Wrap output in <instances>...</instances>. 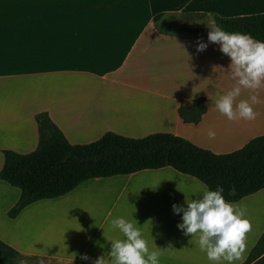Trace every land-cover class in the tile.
<instances>
[{"label": "crops", "instance_id": "1", "mask_svg": "<svg viewBox=\"0 0 264 264\" xmlns=\"http://www.w3.org/2000/svg\"><path fill=\"white\" fill-rule=\"evenodd\" d=\"M209 12L220 18L260 15L264 0H0V170L4 151L36 149L35 116L42 112L75 146L107 132L131 139L172 134L228 154L263 136L259 104L254 120L230 121L216 110V99L234 81L226 70L229 58L207 41V31L169 29L181 15L187 27ZM197 37L208 43L199 54ZM249 92L242 90L237 102ZM199 98L206 113L198 124H184L179 107ZM209 128L215 139L208 138ZM202 185L171 168L90 179L9 219L20 191L0 180V264H91L80 254L94 260L106 252V238H122L110 220L132 214L149 249L159 248L160 264H210L195 241L188 243L190 235L177 229L181 213L171 207L183 204L182 192L190 196ZM252 201L264 205V190L239 203ZM262 233L247 234L237 264Z\"/></svg>", "mask_w": 264, "mask_h": 264}, {"label": "trees", "instance_id": "2", "mask_svg": "<svg viewBox=\"0 0 264 264\" xmlns=\"http://www.w3.org/2000/svg\"><path fill=\"white\" fill-rule=\"evenodd\" d=\"M217 22L227 31L250 33L264 40V14L217 17ZM206 111L204 99L199 98L192 105L179 107L178 115L184 124L196 125ZM35 122L38 144L33 152H3L0 180L20 191L18 201L7 212L9 219L33 203L62 197L90 179L161 168H171L211 189L222 185L225 198L236 202L264 190V135L238 151L214 154L172 134L131 139L107 132L97 142L75 146L47 113L37 114ZM233 185L236 195L228 196ZM242 264H264V232Z\"/></svg>", "mask_w": 264, "mask_h": 264}, {"label": "clouds", "instance_id": "3", "mask_svg": "<svg viewBox=\"0 0 264 264\" xmlns=\"http://www.w3.org/2000/svg\"><path fill=\"white\" fill-rule=\"evenodd\" d=\"M218 13H207L203 23L207 28V41L219 45V51L229 58L227 74L234 81L233 87L220 94L215 101L216 110L230 121L254 120L257 113L253 106L260 103L259 90L264 88V40L250 33L227 31L217 22ZM208 43L197 37L196 54L202 53ZM250 90L247 99H240L242 90ZM208 138L215 139L216 132L209 128ZM182 192V191H180ZM185 196L183 204L173 203L172 211L182 213L176 225L183 236L195 241L210 264H237L244 259L247 234L252 224L247 208L236 201L225 198V188L215 189L202 185L199 190ZM228 196L236 195L235 186L227 190ZM136 211V209H135ZM110 228L118 230L122 238L107 239L109 248L96 259L86 253L80 254L82 261L91 264H160L161 252L150 250L138 221L131 217L116 216L110 220ZM154 240V238L152 237ZM76 255V254H75ZM19 264H26L24 260ZM42 264V262H41Z\"/></svg>", "mask_w": 264, "mask_h": 264}, {"label": "rangeland", "instance_id": "4", "mask_svg": "<svg viewBox=\"0 0 264 264\" xmlns=\"http://www.w3.org/2000/svg\"><path fill=\"white\" fill-rule=\"evenodd\" d=\"M185 22L186 21H184L182 19V15H181V20H179V23L177 24V26H176V22H175L171 25V27H169V29L176 31V27H178L177 29H182L180 31V33L189 32L191 29H188L187 27H185L186 26ZM204 31H208L207 28L194 29L192 32L196 33V32H204ZM259 98H260V103H258L259 105L257 107L259 108L260 111H262L264 108V88L259 90ZM260 202L257 201L254 203L252 201L250 203L243 205L244 207L247 208V215H248V218L250 219V222L252 224V228L248 234L252 233V235H253L255 233L258 234L260 232H264V205H260ZM252 238H253V236H252ZM251 241L252 240H250V242Z\"/></svg>", "mask_w": 264, "mask_h": 264}, {"label": "water", "instance_id": "5", "mask_svg": "<svg viewBox=\"0 0 264 264\" xmlns=\"http://www.w3.org/2000/svg\"><path fill=\"white\" fill-rule=\"evenodd\" d=\"M187 27L190 29H197L200 27L206 28L203 23H191V24H188Z\"/></svg>", "mask_w": 264, "mask_h": 264}]
</instances>
